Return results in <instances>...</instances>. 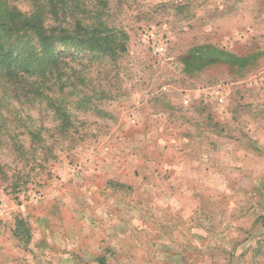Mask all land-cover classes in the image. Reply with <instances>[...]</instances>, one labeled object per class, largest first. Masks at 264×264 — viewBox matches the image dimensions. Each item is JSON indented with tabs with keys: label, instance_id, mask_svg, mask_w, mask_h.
<instances>
[{
	"label": "rangeland",
	"instance_id": "1",
	"mask_svg": "<svg viewBox=\"0 0 264 264\" xmlns=\"http://www.w3.org/2000/svg\"><path fill=\"white\" fill-rule=\"evenodd\" d=\"M106 3L126 50L87 64L67 134L0 87V264H264V0Z\"/></svg>",
	"mask_w": 264,
	"mask_h": 264
},
{
	"label": "trees",
	"instance_id": "2",
	"mask_svg": "<svg viewBox=\"0 0 264 264\" xmlns=\"http://www.w3.org/2000/svg\"><path fill=\"white\" fill-rule=\"evenodd\" d=\"M25 1L29 9L23 11L14 0H0V87L44 100L58 121L56 130L67 134L69 101L86 82L87 64L94 59L113 62L126 50V35L103 20L100 9L107 6L106 0ZM96 3L99 8L93 14L90 9ZM198 49L201 65L246 59L211 45ZM81 52L86 55L80 56ZM81 95L76 100L88 98ZM2 121L0 114V131L6 126ZM29 134L31 141L47 150L41 128Z\"/></svg>",
	"mask_w": 264,
	"mask_h": 264
},
{
	"label": "built area",
	"instance_id": "3",
	"mask_svg": "<svg viewBox=\"0 0 264 264\" xmlns=\"http://www.w3.org/2000/svg\"><path fill=\"white\" fill-rule=\"evenodd\" d=\"M218 100L221 102L222 99L221 98H218ZM184 103H187V100H184Z\"/></svg>",
	"mask_w": 264,
	"mask_h": 264
}]
</instances>
